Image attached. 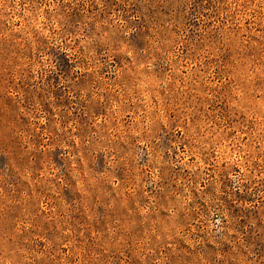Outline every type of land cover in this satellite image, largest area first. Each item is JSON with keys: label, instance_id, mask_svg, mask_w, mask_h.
Here are the masks:
<instances>
[{"label": "rangeland", "instance_id": "rangeland-1", "mask_svg": "<svg viewBox=\"0 0 264 264\" xmlns=\"http://www.w3.org/2000/svg\"><path fill=\"white\" fill-rule=\"evenodd\" d=\"M0 264H264V0H0Z\"/></svg>", "mask_w": 264, "mask_h": 264}]
</instances>
